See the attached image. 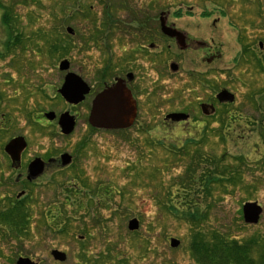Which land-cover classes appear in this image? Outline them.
Listing matches in <instances>:
<instances>
[{"label": "rangeland", "instance_id": "1", "mask_svg": "<svg viewBox=\"0 0 264 264\" xmlns=\"http://www.w3.org/2000/svg\"><path fill=\"white\" fill-rule=\"evenodd\" d=\"M77 2L83 11L66 16L64 11ZM1 3L18 14L15 31L22 35L23 44L12 54L0 56V84L18 78L30 86L18 98L11 99L14 91L10 90L4 110L17 125L28 120L31 128L26 129L34 135L38 129L30 124L28 114L40 109L57 115L68 111L77 117L75 130L64 136L57 119L45 122V149L49 153L70 152L80 143L85 145L73 167L50 171L45 189L33 191L27 235L20 240L9 233L4 235L0 224V264H15L19 255L44 264H194L189 249L192 226L168 211L172 197L176 204H184L187 198L203 207L208 216L205 231L219 229L239 239L264 235V72L256 60L264 53V44L263 48L256 44L248 54L235 30L237 26L238 32L241 29L245 33L246 43H264V0H0V47L6 34ZM106 10L117 23H107ZM178 11L181 17L177 25L221 57L207 63L201 59L204 52L178 55L176 49L180 48L174 41L157 37V53L164 67L160 73L150 60L153 53L147 52L135 84L140 102L135 124L125 131L91 129L88 116L92 95L77 106L66 102L57 91L67 74L59 69V63L69 60V71L98 87V74L107 61L120 68L125 51L143 45L148 49L151 40L136 32V23L131 21L134 15L152 19L155 27L161 12L169 13L171 21ZM104 26L110 28L105 35L101 34ZM59 41L66 42L69 52H50L52 44ZM174 58L181 60L177 74L169 68ZM18 61L30 64L28 79L19 74L24 70H16L19 67L14 62ZM117 71V76L122 74ZM198 71H208V85L226 86L236 94V103L229 109L237 118H229L227 128L232 131L227 142L219 136L220 113L204 121L197 106L200 98L215 93L190 78V73ZM26 91L28 99L22 96ZM183 108L194 121L203 117V123L165 121L166 113ZM200 137L199 146L187 145L190 138ZM172 145L176 148L171 149ZM196 146L203 158L220 160L221 167H230L225 177L239 176L207 193L186 194L192 157L180 154L189 149L193 156ZM69 187L76 190L77 196L72 197L76 206L67 202ZM248 201L263 208L256 224L243 219L242 206ZM48 213L58 215V223L47 218ZM133 218L139 221L134 231L128 228ZM171 238L179 240V246L172 247ZM53 249L66 252V261L55 260Z\"/></svg>", "mask_w": 264, "mask_h": 264}, {"label": "flooded vegetation", "instance_id": "2", "mask_svg": "<svg viewBox=\"0 0 264 264\" xmlns=\"http://www.w3.org/2000/svg\"><path fill=\"white\" fill-rule=\"evenodd\" d=\"M175 12L173 15L175 16L173 20L169 21L167 20V25L171 26L178 31H181L185 34L186 36V45L187 47L185 49H181L177 43L176 38H169L166 37L162 31H161V22H160V16L158 18V25L155 27L151 25V20L147 19L149 24L147 25L149 28L147 30H144V28L140 27L142 24L140 23V18L136 15H134V19L131 21H134L136 23V32L137 33H143V37H146L147 39H150L151 42L147 46L148 49H143L145 46H141V49H131L129 51H125V55L123 57V66L120 68H114V63L107 61L106 65L103 70H107V75L99 73V85L98 87H95L94 85H90L87 81V84L90 86L91 90L90 92L85 96V99L83 102L79 103L82 104L84 103L88 97H92L90 107H89V114L91 111L92 107V102L96 95L104 90L106 87L112 86L117 82V80L122 79L124 83L126 84V87L129 89L131 92L133 99L136 102L137 106V116H138V109H139V97L137 96V91L135 89V84L137 83L136 80L139 79V72L141 69H144L145 66V59L148 53H153V57H151L152 64H155V67L158 69V71L161 73L162 68L164 65L162 64V58L160 57V54L157 53L158 51V44L155 41L158 37H163L165 40H172L176 44L177 47L180 49H176L178 52L177 54L179 55L180 53L183 52H188V51H196L203 53V56L201 57L202 61H206L207 63H212L215 60H218L221 55L215 54V52H211L212 49L209 48V46L204 42V41H199L196 38L192 37L189 35L185 30L181 29L177 25V21L179 17H181V14H176ZM224 15V12L221 13ZM205 15H208L205 13ZM169 19V16H168ZM155 22V19L153 20ZM215 24V21H214ZM240 29V28H239ZM246 29V28H245ZM235 30L237 31V39H239L240 43H242V47L246 52H250L248 54H251L252 47L258 44L260 48H263V41H258V43H254L251 41L250 43H246L247 37H245V33L241 32V29L238 32V27H235ZM147 31V32H146ZM250 49V50H249ZM5 52L7 50L5 49H0L1 52ZM13 49L9 51L10 54H12ZM6 52L4 55L0 54V56L5 57ZM157 53V54H156ZM212 53V54H211ZM259 58H262V55ZM257 58V57H256ZM236 63H238V59H234ZM180 63L181 60L179 58H174L170 62L169 68L170 71L173 72V74H177L180 71ZM175 64L176 68L173 69L172 65ZM16 70L19 72L20 69H22L23 72H19L20 76L23 77L24 79H28L29 76L31 75L30 71V64L28 62H14ZM22 66V67H21ZM166 67V65H165ZM117 69L121 70L120 73L125 72L123 75H118L117 76ZM208 71H203L202 72H197L195 73H190V78L193 81H197V83H201L202 86L204 87H210L212 91L215 93L211 96H208L207 98H200L198 102V107L202 113V116H204V121H208L209 119L214 116L217 112L220 113V118L224 120L219 122V131L221 133H230L232 129L227 128V124L230 120L236 117L234 114V110L230 111L229 107L234 105L236 103V94L229 89V87L223 86V87H215L213 84H207L205 78L206 74ZM264 72V71H263ZM132 78H129V77ZM82 77V76H81ZM207 79V78H206ZM2 85L0 84V214L8 212V211H13L15 210L18 205L24 204L26 207L30 206L31 200L33 198V191H38L40 189H45V177H48L50 174V171L56 172V171H64L66 169H69L74 166L75 161L77 157L80 155V150L84 147L85 144H79L77 145L76 148L72 149L70 152L67 150H60L56 153H49L48 148L45 149V122H50V120L45 116V111L40 109V111L43 112H35L28 114L30 124L36 126L38 129L36 132V136L28 131L26 129L27 126L30 127L29 124H27L28 120L24 122L23 124H18L13 121L12 116L4 110V106L6 105L7 98L10 96L12 93L11 91H14V95L12 94V98H18L20 95L23 93L22 91H25L26 89H29V87H26L27 83L24 82V80L20 81L18 78L14 79H7L4 81ZM218 88V89H217ZM227 90L231 94L234 95V101L229 102V101H220L218 99V94L221 91ZM40 91V90H39ZM8 93V94H7ZM26 99H28L29 91H26L24 95ZM250 98L256 97V95H251L249 96ZM77 104V105H79ZM74 105V106H77ZM203 105H207L209 110H207L209 113L203 111ZM211 107L214 108V111H210ZM68 112V111H65ZM64 113V112H62ZM60 113L58 117L62 114ZM70 113V112H69ZM173 113H178V114H185L187 115V118L175 121L172 119H166L168 115L173 114ZM71 114V113H70ZM74 115V114H72ZM57 119V124L59 122V118ZM75 121H77V117L74 115ZM89 117V116H88ZM203 118V117H202ZM201 118V119H202ZM228 118V119H226ZM237 118V117H236ZM55 119V120H56ZM194 117L190 112H187L183 109L181 110H173L168 113H166L165 116V121H173L175 124L178 125H185L189 124L192 125L195 122H200L203 123V120L200 118L193 120ZM235 119V118H234ZM53 120V121H55ZM137 120V118H136ZM135 120V122H136ZM221 120V119H220ZM236 120V119H235ZM52 121V122H53ZM133 123V125L135 124ZM221 122L223 124H221ZM236 122V121H235ZM77 123V122H76ZM207 123V122H206ZM205 123V125H206ZM132 125V126H133ZM59 126V124H58ZM131 126V127H132ZM231 126V125H230ZM91 127V126H90ZM190 127V126H188ZM31 128V127H30ZM92 128V127H91ZM75 130V128H74ZM73 130V131H74ZM73 131L70 133L72 134ZM60 133L64 136L70 135V134H64L60 130ZM16 139L17 142L15 143L16 145H13L10 149H7V146L11 144V141ZM69 154L71 156V162L70 164L64 166L62 162V155L63 154ZM2 193V194H1ZM0 224L3 225V232L4 235L6 233H9L10 236L14 237L17 239V234L9 229L6 225L2 224L0 221ZM22 255L17 256L16 262L21 257ZM30 257L33 261L37 262V264H43L41 260L36 259L34 257ZM15 262V264H16Z\"/></svg>", "mask_w": 264, "mask_h": 264}, {"label": "trees", "instance_id": "3", "mask_svg": "<svg viewBox=\"0 0 264 264\" xmlns=\"http://www.w3.org/2000/svg\"><path fill=\"white\" fill-rule=\"evenodd\" d=\"M105 1L109 2L110 0ZM1 6L3 7V11L5 10L3 15V26L6 30V34L0 49H5L7 51H2L0 54L4 55L6 52L9 53L11 49L22 45L23 38L20 33L15 31L16 28H18V14L13 8H6V5L3 3H1ZM81 11H83V6L80 2H77L71 10H65L64 12L66 16L71 17L75 13L78 14ZM105 14L107 16V23L112 24V22L116 21V19H111L107 10ZM176 14H181V11H178ZM140 23L142 24L140 29L144 28V30H147L149 28L147 26L149 24L147 18H140ZM109 29L110 28L108 26H104V31L101 34H107L106 30ZM68 48L69 47H67L66 42H54L50 48V52L54 54L61 52L64 54L69 52ZM256 60L258 61L260 69L264 71V54L262 55V58L258 57ZM101 72L102 74L107 75V70H102ZM224 120L221 118L223 123ZM223 123L221 122V124ZM227 134L228 133L219 132V136H221L222 141H228ZM201 137L199 139L190 138L187 145L190 143L199 146L202 143ZM173 147L175 146L172 145L171 149H174ZM196 149V154H193V156L189 149H186L187 151L185 150L186 154H184L185 152L180 154L182 156L187 155L189 158L192 157L187 168L186 184L184 186V192H186V194H191L196 191H205L207 193L213 189L214 186L223 185L225 182L232 181L239 176L238 173H235V175L228 179V177H225L224 174L230 172V167H221L219 164L220 160L213 161L212 159L209 160L208 158H203L201 154L197 153L199 148L197 147ZM173 152L176 154V151ZM197 168L199 169L198 171ZM221 174H223L224 177H221ZM75 196H77L76 190L71 187L67 188V202L76 206L78 204L72 198ZM73 201L75 203H73ZM173 201V197L170 198V204L166 207L168 211L176 217L191 223L192 234L189 242V249L192 253L194 264H264V235L253 236L249 239H239L236 236L226 234L219 229L205 231L203 224L208 219L206 218L208 216L207 212L203 211V207L200 204L191 202L187 198L184 204H176L173 203ZM48 214L49 215L46 216L47 218L50 219L51 217V221H53V223H58V215L53 216L51 213ZM0 221L9 229L13 230L17 234L16 236L18 240H20V237L27 235L29 231V210L24 204H20L15 210L0 214Z\"/></svg>", "mask_w": 264, "mask_h": 264}, {"label": "water", "instance_id": "4", "mask_svg": "<svg viewBox=\"0 0 264 264\" xmlns=\"http://www.w3.org/2000/svg\"><path fill=\"white\" fill-rule=\"evenodd\" d=\"M169 13L162 12L160 15L161 30L162 32L170 37L176 38L177 43L181 49L187 47L186 36L183 32L168 26ZM67 31L71 34L74 33L71 27L67 28ZM70 67V62L64 59L60 62V70H68ZM172 68L175 69L176 65L173 64ZM129 78H132L131 76ZM90 86L77 74L73 72H68L65 76L64 83L62 87L58 90L61 96L71 104H79L84 99L85 96L90 92ZM218 99L220 101H234V95L227 90L221 91L218 94ZM207 105H203V111L209 113ZM210 111H214L211 107ZM45 116L49 120H54L56 118V113L51 111L45 113ZM137 117V106L133 99V96L126 84L122 79L117 80L112 86L106 87L104 90L99 92L92 102L91 111L89 114V123L99 129H109V130H119L126 129L133 125ZM187 118L185 114L173 113L167 116L166 119H172L175 121ZM59 126L62 133L70 134L75 128V117L69 112H64L59 117ZM16 139L11 141V144L7 146L10 149L13 145H16ZM63 165L66 166L71 162V156L67 153L62 156ZM243 218L246 223L256 224L259 222L263 208L257 202L248 201L244 203L243 207ZM128 228L132 231L139 228V221L137 218H133L129 221ZM180 241L176 238L170 239V245L172 247L179 246ZM55 260L64 262L67 259V254L58 249H54L51 252ZM16 264H36L29 257H20Z\"/></svg>", "mask_w": 264, "mask_h": 264}]
</instances>
